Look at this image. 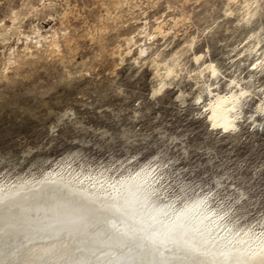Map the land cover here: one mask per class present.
<instances>
[{
	"label": "bare ground",
	"instance_id": "obj_1",
	"mask_svg": "<svg viewBox=\"0 0 264 264\" xmlns=\"http://www.w3.org/2000/svg\"><path fill=\"white\" fill-rule=\"evenodd\" d=\"M39 1L40 7L34 5L33 0H25L22 8H12L0 19V45L6 50L2 63L5 70L28 63L44 53L65 58L70 35L65 21L73 6L69 0H62L63 15L60 13L62 16L58 19L61 27L49 26L48 30H43L39 24L31 22L27 29L28 18L33 20L46 9L56 11L57 3L53 0ZM187 1L183 0L178 7L166 0L170 18H166V12L153 16V22L148 19V10L157 9L160 0H109L110 7L104 2L108 11L106 20L115 23V34L107 39L111 30L105 22L95 30L92 40H98L99 45L96 56L101 55L106 44L112 43L111 50L120 63L129 59L136 63L147 62L153 66L155 76L153 94L161 93L169 83L174 84L185 69L184 52L195 48L197 32L191 34V31L190 35L188 30L194 26L198 30L204 21L202 14L196 17L194 9L187 10ZM220 2L224 6L221 12L231 11L232 17H237L236 21L246 28L241 41L244 47L238 52L245 54L246 60H252L251 65L257 64L253 72L259 71L264 64V27L252 25L264 13V0ZM177 7L179 14L172 15ZM129 20L142 23L129 28ZM182 30V45L165 53L159 41L166 44L170 37L179 39ZM201 54L207 62L216 63V59L208 58L209 49ZM192 71L198 85L194 96L192 94L193 100L214 124L231 121L246 100H250L248 97L256 92L260 97V90L264 89V84H258L253 75L244 78L238 70L222 84V69L220 76L213 78L195 63V57ZM233 81H236L235 87ZM242 92L248 95L242 96ZM254 109L261 117L259 125L261 121L264 123V104H257ZM75 160L68 155L35 171L0 173V264H264V215L248 218L235 209L236 202L243 200V191L239 190L233 201L227 197L229 201H218L212 189L202 183L180 181L178 188L170 191L165 186L167 183L164 184L166 163L158 155L136 162L127 159L76 163Z\"/></svg>",
	"mask_w": 264,
	"mask_h": 264
},
{
	"label": "rangeland",
	"instance_id": "obj_2",
	"mask_svg": "<svg viewBox=\"0 0 264 264\" xmlns=\"http://www.w3.org/2000/svg\"><path fill=\"white\" fill-rule=\"evenodd\" d=\"M53 1L57 3L56 11L46 9L33 20L28 18L27 29L31 22L39 24L43 30L52 26L61 27L58 19L63 15L62 0ZM163 1L160 0L157 9L148 10L150 22L166 12V18H170L171 12L166 10V0ZM171 1L178 7L183 2ZM69 2L73 7L65 21L70 35L64 59L44 53L45 56L40 54L38 58L25 62L26 64L21 63L5 70L2 66L5 49L0 45L1 175L9 171L11 174L33 169L35 171L68 155H72L76 163L127 159L136 162L158 155L166 163L164 168H167V179H164V184L167 183L165 186L168 190L177 189L180 181L202 183L206 188L212 189L218 201L232 200L241 190L243 200L236 202L237 205L234 202L235 209L242 211L248 218L264 215V123L261 121L262 124L259 125V114L249 107L253 100L259 98L258 92L248 97L250 100H246L247 103L231 121L220 125L214 124L206 114L201 113L200 106L193 100L198 89L192 71L194 57L205 49L210 50L208 58L216 59V64L223 71L220 78L222 84L236 70L244 78L251 74L258 84H264V66L253 72L255 69L251 67L252 60H246L245 54L238 52L244 47L242 40L247 30L236 21L237 17L225 18L224 12H221L223 8L220 0H188L185 5L187 10L194 9L196 17L202 14L204 21L198 30L195 26L188 30L189 34L191 31V34L197 32V42L194 44L195 48L183 54L186 72L183 73L184 69L180 73L179 77L182 79L175 78L176 82L173 80L174 84L169 83L159 95L153 94L155 76L152 65L144 61L137 64L131 59L120 63L113 54L112 43L106 44V50L99 58L96 56L99 45L97 46L98 40H92L95 30L105 22L111 30L107 39L110 40L115 34V23L106 20L108 11L103 6L104 2L109 5V0ZM24 3L25 0H0V19L8 15L12 8H22ZM33 4L41 6L39 0H33ZM174 12L172 15L177 16L179 8ZM127 23L132 28L142 22L129 20ZM235 23L238 24L237 27ZM259 24L264 27V13L252 27ZM179 34V39L170 37L167 45L164 41H159V46L167 50L165 53L182 45L184 31ZM189 53L192 54L188 55ZM235 54L237 57L240 54L242 56L236 60ZM193 88L197 89L193 91ZM256 121L258 124H254ZM215 187L221 188L219 190Z\"/></svg>",
	"mask_w": 264,
	"mask_h": 264
},
{
	"label": "snow or ice",
	"instance_id": "obj_3",
	"mask_svg": "<svg viewBox=\"0 0 264 264\" xmlns=\"http://www.w3.org/2000/svg\"><path fill=\"white\" fill-rule=\"evenodd\" d=\"M221 7H224V6L221 5ZM224 15L232 16L233 13L231 11L225 10ZM201 52H202V50H201ZM141 55H143V53H141ZM195 63L198 65H201L207 71V74L213 78H217L221 74V69H220L219 65L216 63L207 62L205 60V56L202 54L195 56ZM261 66H264V64H262ZM251 67L253 69H255L257 67V64H252ZM213 83H215V79H213ZM232 86L233 87L236 86V81L232 82ZM260 93H261V96L258 99L253 100L252 104L249 106L250 108H256L257 104H264V89H261ZM241 95L247 96L248 93L242 92ZM191 102H192V100L190 99L189 103H191ZM196 103L202 104L203 101L202 100H196ZM260 118H261L260 116H257V119H260Z\"/></svg>",
	"mask_w": 264,
	"mask_h": 264
}]
</instances>
